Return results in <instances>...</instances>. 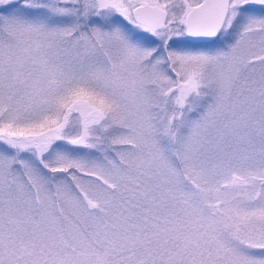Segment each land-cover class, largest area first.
<instances>
[{
    "label": "snow or ice",
    "instance_id": "1",
    "mask_svg": "<svg viewBox=\"0 0 264 264\" xmlns=\"http://www.w3.org/2000/svg\"><path fill=\"white\" fill-rule=\"evenodd\" d=\"M0 264H264V0H0Z\"/></svg>",
    "mask_w": 264,
    "mask_h": 264
}]
</instances>
